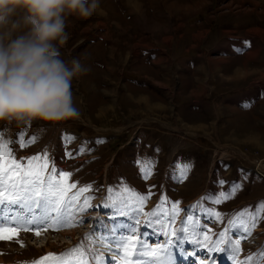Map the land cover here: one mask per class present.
Returning a JSON list of instances; mask_svg holds the SVG:
<instances>
[{
  "label": "rangeland",
  "instance_id": "1",
  "mask_svg": "<svg viewBox=\"0 0 264 264\" xmlns=\"http://www.w3.org/2000/svg\"><path fill=\"white\" fill-rule=\"evenodd\" d=\"M263 18L264 0H101L100 10L88 18L68 16L67 40L59 46L62 58L70 61L79 57L90 69L72 81L79 115L58 121L34 119L19 126L0 122V132L4 139L15 141L10 147L17 159L46 150L58 169L72 173L70 182L77 184L72 192L90 185L81 202L90 196L91 206L75 214L73 227L18 229V241L23 246L17 239L0 240V264H31L47 253L61 254L81 242L90 264H96L92 257L101 253L104 264H115L114 250L107 251L84 237L88 233L109 235L116 223L135 226V236L152 247L171 238L172 264H199L201 260L206 264H235L228 244L235 239H241L242 249L236 260L264 264V209L260 208L264 202V145L224 144L241 142L237 139L248 127L264 132V105L252 114L235 112L234 120L222 109L223 116L219 105L224 103L227 112L232 111L218 94L221 81L216 83L215 77L205 72L218 67L215 63L208 65L216 53L212 48L216 47V34L223 33L221 29L242 36L248 29L258 38L262 34L264 43V26L259 21ZM198 31L205 35L201 42L191 38V33ZM262 52L261 61L264 48ZM197 62L202 69L194 65ZM256 73L264 74V68ZM199 76H208L211 92L208 89L201 99L179 96L180 90L189 94L194 78ZM252 78L255 82L249 86L253 92L264 77ZM229 82L223 84L224 89L235 86ZM200 101L208 103V116L200 113ZM222 123L225 137L217 131ZM236 126L244 131L237 132ZM21 132L25 141L35 136V142L21 147ZM68 136L73 137L70 142L65 140ZM259 159H263L262 165ZM142 164L151 168L148 179L142 178ZM253 164H258L256 170ZM183 165L191 168L187 178L178 182L173 175H178ZM233 182L241 187L231 198L218 204L203 199L229 193ZM125 185L149 197L142 207L129 201L127 194H120ZM109 189L113 190L111 194ZM162 197L167 198L164 209L171 225L165 231L188 229L177 232L180 240L157 230V221L165 217L163 211L157 216L146 215ZM175 202L180 211L173 218L171 207ZM198 202L197 207H189ZM112 204L120 207V214ZM132 207L138 215L129 212ZM205 209L221 215L210 216ZM243 224L250 234H238ZM37 231L39 236L35 235ZM221 232L226 233L224 243H220ZM205 234L208 240H204ZM218 247L224 250L216 251ZM248 256H252L251 261Z\"/></svg>",
  "mask_w": 264,
  "mask_h": 264
},
{
  "label": "snow or ice",
  "instance_id": "2",
  "mask_svg": "<svg viewBox=\"0 0 264 264\" xmlns=\"http://www.w3.org/2000/svg\"><path fill=\"white\" fill-rule=\"evenodd\" d=\"M250 107L251 105H244ZM73 137H65L67 142H70ZM36 137L25 141L23 132L20 133L19 143L21 147H26L28 144L34 143ZM9 141L3 138V133L0 132V240L17 239L18 229L23 228L30 230L32 227H51L53 230H59L60 227H73L74 216L77 212H83L90 207L91 197H85L81 202V196L90 190L91 186L79 188L77 184L71 181V172L63 169H58L53 161L49 159L48 153L45 150L42 153L35 154L31 157H22L17 159L14 155ZM103 142V141H99ZM83 148L79 151L83 152ZM71 156V153H67ZM190 165H183L179 168V174L173 175V178L178 182H182L187 178L190 170ZM141 174L143 179H148L151 175V168L147 165H141ZM219 183L223 184L224 181ZM241 187L238 183L233 182L229 193H221L219 198H213L211 195L203 199H213L214 203H221L223 200L234 196L236 191ZM113 192L109 189V193ZM120 194H127L128 200L133 204L138 203L141 207L149 198L143 194L137 193L134 189L125 185ZM150 195V194H149ZM111 200V195L109 197ZM167 198L162 197L160 203L151 213H147L149 217L157 216L161 211L165 213V217L158 220L160 227L157 229L162 232L165 237L176 236L178 240L182 237L177 235V232H187L186 227L180 230L172 229L171 232L165 231V227L171 228L167 224L168 210L164 209V204ZM199 205H191L190 208H195ZM106 206H109L106 204ZM117 209V214H120V207L116 204L110 205ZM260 208L264 209V202H261ZM180 211L178 202L172 204L171 215H175ZM208 215L220 217V213L213 212L210 209H205ZM129 212L135 211L134 207L129 208ZM243 214V213H242ZM241 214V215H242ZM191 221L192 217L187 218ZM155 227V225H150ZM256 226L255 218L252 227ZM233 227H237L235 224ZM241 231L238 232L241 236L243 233H249V228L246 224L240 226ZM129 234L125 235L124 232ZM109 235L96 236L94 233L85 235V240H91L94 243L101 244L107 251L114 250L116 256L113 257L115 264H172L171 245L174 241L171 238L166 239L165 244L157 243L155 247L147 244L146 241L138 239L135 236L136 227L131 224L116 223L109 230ZM35 235L39 236L37 231ZM144 235H147L145 233ZM226 233L221 232L222 238L220 243H224ZM209 236L204 235V240H208ZM23 246L22 241H18ZM229 248L232 251V259L235 264H244L243 261L236 260V254L242 251L241 239L229 241ZM207 247V245H204ZM222 248H217L216 251H223ZM264 255V253H262ZM88 253L85 251L83 242L67 249L64 253L55 254L47 253L39 260L32 261L31 264H90L87 258ZM96 264H104L105 257L101 253L92 257ZM247 260L251 261L252 256H248ZM199 264H206L205 261H199Z\"/></svg>",
  "mask_w": 264,
  "mask_h": 264
},
{
  "label": "clouds",
  "instance_id": "3",
  "mask_svg": "<svg viewBox=\"0 0 264 264\" xmlns=\"http://www.w3.org/2000/svg\"><path fill=\"white\" fill-rule=\"evenodd\" d=\"M101 0H0V122L29 124L77 117L72 81L89 72L62 58L66 19L88 18Z\"/></svg>",
  "mask_w": 264,
  "mask_h": 264
},
{
  "label": "crops",
  "instance_id": "4",
  "mask_svg": "<svg viewBox=\"0 0 264 264\" xmlns=\"http://www.w3.org/2000/svg\"><path fill=\"white\" fill-rule=\"evenodd\" d=\"M259 21L264 26V20L259 19ZM239 28L242 27L240 26ZM221 30L223 33L216 34L215 43L213 44V46L216 47L213 48L211 47L216 51V53L214 54V56L210 57L211 59L209 58V62H211V64L209 63L210 65H208L211 66L212 63H215L218 65V67L214 72L212 70H207V69H205V72L211 73V77L212 76L215 77L216 83H218L217 80L221 81L219 82L221 88H218V92H219L218 94L221 95V98L223 97L225 98L224 100V102L226 103L225 105L230 107L229 109L232 112H227V108L224 106V103L221 104L222 106L219 105V107L218 106L217 107L219 111L222 113V115L224 114L222 112V109H224L223 111L229 114L231 117L233 116V114H235V112L239 114L240 113L252 114L257 107L264 105V80H261L262 83L259 84L258 90L256 89L254 90L256 94L254 91L252 92V89L249 86L250 84L255 82L254 78L252 77H256V76L264 77L263 73L260 74L258 73V75L256 73L258 68H264V60L262 61L260 60V58L263 57L262 50L264 48V43L261 40L263 39L262 38L263 35L262 34L258 35L259 36L258 38L257 36H255V33L249 31L248 29H246L247 32L244 33L243 36L234 33L231 34L227 32V30L225 29H221ZM199 33L200 31L195 32L193 34L191 33V38L195 39L196 41L200 40L201 42V39L203 40V37H205V35ZM194 65L198 68L201 67L202 69V64H199L197 62L194 63ZM228 67L229 68L231 67L232 69H227ZM229 72L231 74H229ZM184 78L185 77H183V79ZM183 79L179 81L180 84L183 82ZM207 80H208V76L204 78H202L201 76H199V78H194V84L192 85V88H190V90L188 91L189 94H186V92L180 90L179 93L181 94H179V96H183V97L189 96L190 98H199V99H201V97L203 98L204 93L208 92L209 91L208 89H210L207 85ZM227 81L228 82L230 81L229 83L230 84L232 83L235 86H231L232 88L224 89L223 84L227 83ZM241 84H243V87H248V86L249 87L246 90L241 91L240 89H245L240 86ZM176 93H178V91ZM246 104L251 106L245 107L244 105ZM199 107H200V113L203 114L205 113L208 116L209 114L208 103L207 102L202 103L200 101ZM211 114H213V111ZM223 116H221V119L223 118ZM224 120L227 121L228 119L225 118ZM231 120H234V118L232 117ZM228 124L229 123L227 122V126ZM240 130L244 131L243 128L240 129L239 127H237L236 131L238 132ZM217 131L224 137L227 135V133L225 132L226 130L224 129V124L223 127L222 125L219 124ZM261 133L264 134L263 130L259 127L258 128H255V126L248 127L245 129L244 132H242V134L240 133L239 136H241V138L237 139L239 141L241 140V142L236 143V141H232L229 138H225L226 140H230V141H227L224 144L232 145L236 147H241L243 145L263 147L264 135H261Z\"/></svg>",
  "mask_w": 264,
  "mask_h": 264
},
{
  "label": "bare ground",
  "instance_id": "5",
  "mask_svg": "<svg viewBox=\"0 0 264 264\" xmlns=\"http://www.w3.org/2000/svg\"><path fill=\"white\" fill-rule=\"evenodd\" d=\"M258 163L260 164V165H262L263 164V159H259L258 160ZM253 166L255 167V170L257 169V167H258V164H253ZM261 169V168H260ZM261 171H264V168H262V170ZM257 172V171H256ZM259 175H261L262 176V174L260 173V172H257ZM187 264H188V261H185Z\"/></svg>",
  "mask_w": 264,
  "mask_h": 264
}]
</instances>
